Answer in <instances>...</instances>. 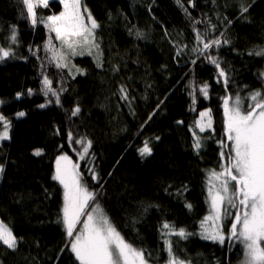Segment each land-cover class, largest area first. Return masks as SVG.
<instances>
[{"label": "trees", "instance_id": "trees-1", "mask_svg": "<svg viewBox=\"0 0 264 264\" xmlns=\"http://www.w3.org/2000/svg\"><path fill=\"white\" fill-rule=\"evenodd\" d=\"M182 3L184 7L176 0H81L99 24V47L91 56L71 55L43 22L33 26L24 18L17 0H0V46L8 47L13 27L18 41L14 57L0 62V114L11 121L10 138L0 142V222L20 238L16 251L0 245V264H74L69 251L61 252L68 238L57 223L63 188L52 175L59 155L79 165L76 171L95 195L85 211L98 204L128 242L151 255L153 264H166L165 239L175 242L177 254L192 264H241L245 250L240 240L233 237L221 245L201 239V222L212 216L209 175L222 170L220 153L228 151L222 144H231L224 133L221 98L264 92V55H249L264 49V0H247L251 7L243 18L234 0ZM61 10L57 0H50L36 12L46 22ZM194 20H210L217 26L213 34L224 32L230 41L210 50L228 75V92L223 79L217 82L215 66L191 51L196 46ZM195 27L203 31L206 25ZM174 44L187 45L179 57ZM46 46L62 51L68 67L57 68ZM45 76L60 93L62 106L53 98L47 107H38L46 102L41 92ZM204 83L209 85L207 98L199 93ZM122 85L129 101L120 98ZM77 105L80 113L72 117ZM208 109L212 128L201 133L195 121ZM21 111L25 116L17 118ZM69 131L91 141L90 156L80 158V146L70 144ZM193 131L201 137L198 151L192 147ZM145 140L153 151L142 159L137 149ZM35 149L42 155L34 156ZM211 184L219 182L212 178ZM227 221L221 222L223 232ZM164 222L193 235L184 240L162 236Z\"/></svg>", "mask_w": 264, "mask_h": 264}, {"label": "snow or ice", "instance_id": "snow-or-ice-1", "mask_svg": "<svg viewBox=\"0 0 264 264\" xmlns=\"http://www.w3.org/2000/svg\"><path fill=\"white\" fill-rule=\"evenodd\" d=\"M17 2L22 5V14L26 12L25 19L30 20L33 26L38 22H43L46 28L55 32V39L59 40L61 45L66 46L71 55H82L85 48L88 49L89 54L93 48L98 49L99 45L95 42V30L99 24L87 7L81 4V0H60V3L64 5V11L59 15L48 16L46 22L38 19L36 9L41 6L48 7L49 0H17ZM176 2L184 7L182 0H176ZM234 2L238 6L239 17L243 18L248 13L251 4H248L247 0H234ZM189 4H192V0H189ZM185 11L187 10L185 9ZM224 19L227 20V17ZM227 22L231 24V20H227ZM201 23L206 25L203 31L195 27ZM193 31L195 32L196 46L191 51L204 56L209 63L215 66L217 82L223 79L225 91L228 92V75L221 67L217 57L210 54V50L227 45L230 41L225 37L224 32H219L218 35L213 34L217 31V26L210 20H194ZM142 35L141 32H136L137 38ZM7 39L8 47L0 46V62L13 58L15 55L13 45L18 42L15 27L11 29ZM173 46L177 49V57L184 53V48H187V45L179 47L174 44ZM46 49L53 51L52 59L57 68L68 67L66 56L62 51L57 53L48 46ZM253 54L264 55V49L249 53V55ZM192 62L195 63V60ZM97 66L102 67L100 63ZM77 71L80 70L77 69ZM260 75L264 78V73H260ZM41 83V92L46 97V102L38 107H47L49 103L53 102V98L57 106H62L60 93L53 88V82L45 76ZM208 87L207 83L199 87V93L205 98L208 97ZM119 93L121 100L129 101L127 89L123 85L120 87ZM32 94L33 90L29 89L28 95ZM21 95V93H17V99ZM221 99L224 111V133L231 144H222V147L228 148L227 152L220 153L222 170L213 171L209 175V196L211 211L214 215L205 217V220L201 222L203 229L201 239L223 245L226 239L230 240L235 237L244 245V264H264V92L256 90L250 92L247 97L236 94L235 97L226 95ZM245 101L247 102L246 107L244 106ZM195 102L196 99L193 96V104ZM3 103L4 101L0 100V104ZM79 113L78 105L71 109L72 117L78 116ZM199 115L200 119L195 121V126L203 133L206 129L212 128L211 109L202 111ZM23 116H25L23 111L16 113L17 118ZM177 123H182V121H177ZM0 125L3 128L0 131V141L8 140L11 121L0 114ZM190 131H192L191 128ZM157 139L159 138L157 137ZM68 140L70 144L80 146L78 152L81 159L90 156L89 150L92 144L86 137L76 138L75 134L69 131ZM192 147L197 151L202 147L201 137L195 131H193ZM152 151L148 140H145L142 146L137 149L138 155L142 159L150 157ZM33 155H42V150L35 149ZM55 164L52 179L63 188L62 214L58 217L57 223L63 225L68 238L66 240L67 247L66 249L62 248L61 252L69 251L74 259V264H153L151 255L146 250L138 249L128 242L98 204L90 211H85L89 208V203L95 201V195L88 190L80 173L76 171L79 165L73 164L67 155L57 156ZM3 171V165H0V173ZM89 172H91L93 180H98L95 169L90 168ZM212 178L219 182L218 186L211 184ZM214 187L215 191H213ZM185 207L191 209L192 206L186 204ZM229 208H235L237 211L231 213L234 219L231 222L229 233L226 235L217 225L222 220V213L230 214ZM85 215L87 219L81 221L80 217ZM209 219L213 221L211 230L205 227V223ZM80 223L83 227L77 230L76 225ZM161 234L162 236H178L182 240L193 235L183 228L176 229L174 225L167 222L163 223ZM19 242L20 238L14 235L11 227L0 222V245L8 250L16 251ZM164 246L168 254L166 264H192L191 261L182 259L177 254L175 242L165 239Z\"/></svg>", "mask_w": 264, "mask_h": 264}, {"label": "rangeland", "instance_id": "rangeland-1", "mask_svg": "<svg viewBox=\"0 0 264 264\" xmlns=\"http://www.w3.org/2000/svg\"><path fill=\"white\" fill-rule=\"evenodd\" d=\"M50 1V0H49ZM59 3H60V0H57ZM61 4V3H60ZM61 7H62V10H61V12H63L64 11V5L63 4H61ZM60 12V13H61ZM59 13V14H60ZM59 14H56V15H59ZM85 16L87 15V14H84ZM95 50H96V48H93L92 50H91V56H95ZM78 52H79V49L77 50ZM84 54H89L88 53V49L87 48H85V50H84ZM200 119V118H199ZM1 142V141H0ZM0 175H1V173H0ZM231 209L232 208H229L228 209V211L229 212H231ZM210 214H212V215H214V213L211 211L210 212ZM231 214V213H230ZM230 216H229V214H227V215H224L223 213H222V220H224L225 218H226V221H227V219L229 218ZM86 219H87V217H86ZM85 219V220H86ZM233 219H234V217L231 219V217L228 219V221H227V231H225L224 233L227 235V233H229V229L231 228V222L233 221ZM222 220L219 222V224L217 225V227L218 228H220L221 229V227H222V225H221V222H222ZM212 224H213V221L210 219V222H208V221H206V223H205V225L206 226H208L207 228L209 229V230H211V226H212ZM245 250V249H244ZM245 252V251H244ZM244 260H245V256H243V259H242V262H241V264H244Z\"/></svg>", "mask_w": 264, "mask_h": 264}]
</instances>
